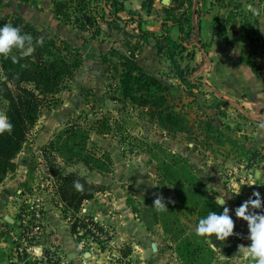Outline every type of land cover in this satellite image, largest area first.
<instances>
[{"label": "rangeland", "instance_id": "rangeland-1", "mask_svg": "<svg viewBox=\"0 0 264 264\" xmlns=\"http://www.w3.org/2000/svg\"><path fill=\"white\" fill-rule=\"evenodd\" d=\"M120 1L124 10L119 15L132 20L122 32L109 30L93 2L92 12L102 31L92 36L58 18L51 0H37V4L0 0V23L18 14L23 23L37 29L40 39H54L59 45L67 42L81 57L73 76L42 105L27 135L23 152L29 160L26 180L18 193L19 210L32 194H38L44 207L42 228L47 216L55 214L62 225L70 226L53 183L59 173L72 170L90 181L104 183L106 189L97 193L103 216L121 219L119 231L106 225V220L105 225L97 220L105 234L102 251L98 244L83 240L86 244L82 245L73 236L82 261L233 264L227 245L248 236L247 223L236 218L235 209L258 191L262 207L250 211L264 214V0H193L192 6L189 0H180L181 5L174 10L176 16L182 17L185 9H193L195 16L192 28L183 22L191 35L184 40V48H175L172 59L166 53L167 47L171 48L166 41H162L163 51L157 52L152 38L143 43L134 38V20L139 13L143 28L159 34L165 17L163 7L177 4L154 0L147 13L141 7L142 0ZM214 24L223 35L214 32ZM167 28L177 39V28ZM130 52L136 53L134 57L144 71L167 86V104L185 119L181 130L174 127L172 131L151 118L140 102L121 100L115 66L120 54ZM242 54L253 63L256 73ZM113 96L120 100H113ZM5 101L0 97V108L6 111ZM101 116H106L110 130L89 131L85 145L96 155L105 153L110 158L112 172L107 176L89 170L80 161L66 165L53 147L48 149V143L56 141L72 121L79 119L89 125ZM253 150L258 153L254 158ZM252 176L256 179H249ZM245 182L255 185H242ZM237 185H242L241 192L234 195ZM157 196L163 197L166 210L153 207ZM221 196L225 199L222 206L217 203ZM225 206L235 221V235L224 242L214 236L211 241L196 236L198 221L211 211L222 213ZM9 241L11 251L0 255L8 264L20 245L10 233ZM222 248L226 249L225 257L220 255ZM48 252L63 262L59 264H71L67 255L56 249ZM84 252L88 255L83 256ZM55 261L52 258L53 264Z\"/></svg>", "mask_w": 264, "mask_h": 264}, {"label": "trees", "instance_id": "trees-1", "mask_svg": "<svg viewBox=\"0 0 264 264\" xmlns=\"http://www.w3.org/2000/svg\"><path fill=\"white\" fill-rule=\"evenodd\" d=\"M21 1L37 4V0ZM153 1L142 0V9L147 13L150 12ZM93 2L100 9L101 15L99 17L109 30L122 32L126 22L132 20L131 17L125 19L119 15V12L124 10V5L120 0H51L52 11L58 18L72 22L78 29L89 31L92 36H96L102 30L96 15L92 12ZM171 2L177 5L163 7L165 17L159 24V34L143 28V19L139 13H136L134 20L137 31L134 38L140 40L141 43L152 38L157 52L163 51L162 41H166L171 47H167L166 51L170 59L173 58L175 48H184V40L186 38L189 40L191 33L185 31L184 23L192 28L195 16L193 9H185L182 17H177L174 10L182 2L180 0H171ZM189 3L192 6L193 0H189ZM215 20L216 18H214L213 23ZM7 23L18 26L22 33L31 35L34 44L40 39L37 29L30 24L23 23L18 14L12 18H3L0 26ZM167 27L177 28V39L171 37ZM214 32L223 35V31L217 24H214ZM222 38L224 41L228 40L227 37L223 36ZM42 40V44L35 45V52L31 56L20 58L19 63H13L10 57L0 56V97L7 101L6 113L13 125L11 133L0 134V183L15 171L14 158L24 147L28 133L38 120L42 105L62 88L64 82L73 76L75 69L81 63L80 53L74 50L69 43L65 42L59 45L54 39L42 38ZM12 55L19 57V52L13 50ZM134 56L136 53L134 55L133 52L120 54L119 63L115 66L118 73V90L121 100L140 102L145 106L151 118L168 126L167 128L172 131L174 127L176 130H181L180 126L185 119L182 113L173 110L167 104V86L144 71ZM242 59L254 73L257 72L253 63L246 59L243 54ZM176 68L178 70V66ZM178 75L185 81L181 70H178ZM112 99L120 100L115 96ZM84 122L79 119L72 121L60 133L61 135H57L59 137L56 141L51 140L48 143V149L53 147V150L62 156L66 165L80 161L89 170H95L102 176H107L112 172L110 158L105 153L96 155L93 151L86 149L85 145L89 131L106 133L110 130L107 118L101 116L90 122L89 125H83ZM257 154L256 150L251 152L253 158ZM77 181L83 186L82 189H77L74 186ZM105 189V185L90 181L85 175L72 170L59 173L55 177L53 191L62 206L64 215H68L72 235L78 226H86L85 219H91L90 216L78 215L81 205ZM96 227L98 232L104 233L102 226L96 224ZM176 240L177 238L174 237V241ZM98 245L100 249H104L105 243L99 240ZM195 248L193 251L197 252L198 248Z\"/></svg>", "mask_w": 264, "mask_h": 264}, {"label": "clouds", "instance_id": "clouds-1", "mask_svg": "<svg viewBox=\"0 0 264 264\" xmlns=\"http://www.w3.org/2000/svg\"><path fill=\"white\" fill-rule=\"evenodd\" d=\"M42 43L43 40L41 38L34 44L31 35L22 33L20 27L13 26L11 23L0 26V56L5 58L10 57L13 63H19L20 58L31 56L35 52V45ZM13 50L19 52V57L12 55ZM4 104L6 105L7 101ZM12 129L13 125L6 111L4 108H0V134H4L5 132L11 133ZM249 179L255 180L256 178L252 176ZM242 185L252 186L255 184L245 182ZM242 185L236 186L234 195L240 194ZM74 186L77 189H82L83 187L78 181L75 182ZM252 197L235 209L236 218L247 223V239L251 243L248 246L243 244L237 246V252L232 256L234 258L233 264H264V214H257L255 211H250V209H261L262 200L258 191H254ZM217 203L221 206L224 205V197L221 196L217 199ZM153 207L161 211L166 210L162 196H157L154 199ZM229 211V208L225 206L223 207V212L220 214H217L215 211L209 212L205 218H201L198 221L194 229L195 235L198 237H206L210 241L214 236L220 242H224L229 237L235 235V221L229 215ZM221 256L225 257L223 255Z\"/></svg>", "mask_w": 264, "mask_h": 264}, {"label": "crops", "instance_id": "crops-1", "mask_svg": "<svg viewBox=\"0 0 264 264\" xmlns=\"http://www.w3.org/2000/svg\"><path fill=\"white\" fill-rule=\"evenodd\" d=\"M22 150L14 158L16 163V169L13 173L9 174L1 183H0V255L3 251L9 252V246H11L9 241V232L16 228L17 230V217L19 212V200L20 195L18 194L21 189V185L26 180L25 169L27 166V153ZM98 182V181H97ZM104 185V183H101ZM102 193V192H99ZM102 204L100 199L97 198V194L90 200L85 201L79 211L78 215H91L100 222L110 226L113 225L115 230L120 229L119 223L121 222L120 217H104L102 207L99 205ZM60 207L62 208L60 202ZM52 214V213H49ZM105 215V214H104ZM68 218V217H67ZM106 218V219H105ZM63 220V219H62ZM69 220V218H68ZM70 221V220H69ZM64 222V220H63ZM125 223V221H124ZM43 232L39 240L37 241L40 248L45 250L56 249L60 254H65L71 260V264H89L90 261H85L79 259V251L76 247V244L73 239V235L70 232V226L65 224L62 225L59 215H50L47 216V219L43 222ZM103 224V225H105ZM246 238V239H245ZM250 241L244 235L241 241L237 243H231L227 245V248H231V255L233 256L237 252L238 245H250ZM11 251V250H10ZM99 251H102L99 250ZM226 249H221V255H225ZM88 252H84L83 256H87ZM1 257V256H0ZM4 260H0L2 262ZM234 261V258L233 260ZM100 259L94 261L92 264H98ZM8 264V262H7Z\"/></svg>", "mask_w": 264, "mask_h": 264}, {"label": "built area", "instance_id": "built-area-1", "mask_svg": "<svg viewBox=\"0 0 264 264\" xmlns=\"http://www.w3.org/2000/svg\"><path fill=\"white\" fill-rule=\"evenodd\" d=\"M43 209L42 198L38 194H32L19 210L17 229L20 231L18 233H16L17 231H10L9 233L20 245L17 247L18 252H13L14 256L11 257L9 264H34V262L35 264H53L52 258L57 260L56 264L63 263L57 259L58 257L51 255L48 250L40 248L37 243L43 230ZM85 216H90L91 219H85L86 226H78L73 236L82 245L84 242L98 244L99 240L104 239V233L98 232L96 224L99 223L93 216Z\"/></svg>", "mask_w": 264, "mask_h": 264}, {"label": "water", "instance_id": "water-1", "mask_svg": "<svg viewBox=\"0 0 264 264\" xmlns=\"http://www.w3.org/2000/svg\"><path fill=\"white\" fill-rule=\"evenodd\" d=\"M0 264H7V262L6 261H2V262H0Z\"/></svg>", "mask_w": 264, "mask_h": 264}]
</instances>
